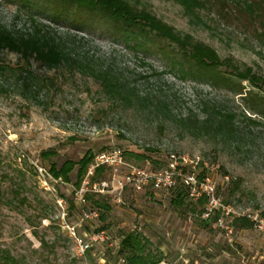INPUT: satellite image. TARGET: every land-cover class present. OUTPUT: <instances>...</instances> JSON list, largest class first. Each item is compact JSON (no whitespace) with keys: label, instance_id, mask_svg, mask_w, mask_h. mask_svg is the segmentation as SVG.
<instances>
[{"label":"rangeland","instance_id":"1","mask_svg":"<svg viewBox=\"0 0 264 264\" xmlns=\"http://www.w3.org/2000/svg\"><path fill=\"white\" fill-rule=\"evenodd\" d=\"M126 1L181 37L210 47L233 67L198 66L153 33L145 38L137 28L62 0H0V25L15 31L37 25L54 34L91 65L121 79L129 98L125 102L108 92L100 78L67 68L45 71L33 63L36 80L26 87L14 75L0 78V251L13 264H120L118 259L126 258L122 240L136 234L143 253L158 264H264V237L249 219L236 217L264 218V37L233 7L227 16L202 10L195 19L172 0ZM2 59L12 69L22 66L13 54ZM245 68L258 84L236 76ZM145 95L152 102L137 98ZM157 100L166 108L156 110ZM213 108L234 118L231 132L221 135L214 124L202 126ZM186 116L191 119L184 121ZM114 148L141 168H164L169 154L198 156L215 165L218 194L234 212L232 226L240 218L250 228L233 226L227 236L214 220L204 226L200 206L189 200L174 205L171 193L126 191L113 202L112 196L91 191L92 184L111 177L108 170L89 176L92 162L79 185L87 190L80 206L73 192L79 166L68 182L50 173L51 165L60 168ZM94 201L107 209L94 207ZM88 210H96L98 219L78 232L104 229L111 240L78 259L64 225L77 223Z\"/></svg>","mask_w":264,"mask_h":264},{"label":"trees","instance_id":"2","mask_svg":"<svg viewBox=\"0 0 264 264\" xmlns=\"http://www.w3.org/2000/svg\"><path fill=\"white\" fill-rule=\"evenodd\" d=\"M75 4L89 12L99 11L105 15L109 20L120 22L126 28H137L140 34L147 38L148 33H153L155 37H159L176 45L185 56H188L196 65L201 67H233L226 62L219 60L216 52L201 43H194L189 36L181 37L171 27L158 20L154 15L145 11L137 10L132 7L126 0H62ZM184 11V14L190 18L198 19V13L202 10L217 9L219 13L227 16L230 8H234L235 12L246 13L253 25L255 26L254 33H259L258 37H264V0H172ZM34 23V21H31ZM258 29H261L259 32ZM5 53L13 54L22 62L21 67H11L5 65L2 56ZM33 63L41 67L45 71L57 70L59 68H67L70 73H79L89 75L93 78H100L103 81L102 87L106 88L108 92L114 93L125 102L129 100L122 93L127 85L121 79L115 78L109 74L108 71L99 67L91 65L86 60L84 55H79L75 46H67L60 38L54 34L43 30L41 27L35 25L28 31H15L14 29L0 25V78H5L14 75L16 81H21V84L30 86L36 80ZM235 70H238L235 68ZM241 80H247L252 84H258L255 74L250 68L238 71L235 73ZM133 90V88H131ZM139 98L142 103L152 102L149 95ZM129 102V101H128ZM140 102V103H141ZM163 102L157 100L154 103L155 109L159 106L166 108ZM153 104V103H152ZM191 118L186 116L184 121H189ZM196 119V117H195ZM204 128L216 125V130L221 134L231 132L235 128L234 118L229 113H223L217 108H213L211 113H206L201 122ZM137 159H143L141 155H134ZM93 155L87 153L78 163L72 161L64 162L60 168L51 165L50 173L56 179H61L68 182V175L73 171L75 166H79L77 175L78 179L75 182L76 189L79 188L82 177L92 162ZM105 171L104 168H97L94 171L95 176L101 175ZM174 198L171 200L172 204L182 206L187 200L185 191L178 188L171 192ZM85 199L87 197L85 196ZM191 203V202H190ZM194 204V203H192ZM200 206L202 201L197 204ZM94 207L107 209L100 201H94ZM199 210V212H200ZM101 219H103L101 217ZM215 220V217L209 220H204L203 225L207 226L210 222ZM234 228L249 229L250 222L246 219H235L233 222ZM121 248L126 253V264H158L160 261L152 259L149 255L144 254V245L142 239L136 234L127 235L121 242ZM13 260L8 254L0 251V263L13 264Z\"/></svg>","mask_w":264,"mask_h":264},{"label":"built area","instance_id":"3","mask_svg":"<svg viewBox=\"0 0 264 264\" xmlns=\"http://www.w3.org/2000/svg\"><path fill=\"white\" fill-rule=\"evenodd\" d=\"M120 148L104 150L93 156L88 175L92 176L95 169L104 168L110 171L108 180L92 184L94 193L112 196L113 202L119 203L123 193L131 191L137 194L164 193L170 194L182 188L187 200L197 204L202 201L201 218L209 220L215 217L213 226L223 231L225 235L233 234L232 217L234 212L225 205L218 194L217 172L215 165L202 162L198 156L169 154L164 168L149 169L128 164ZM228 181V177H222ZM76 204L84 205L87 190L79 187L73 190ZM237 214L236 217L247 218L253 224L255 233L264 237V218L258 215ZM235 217V218H236ZM98 219L96 210L82 211L75 224H65V230L74 247L75 256L85 259L89 252L96 247L107 245L111 238L104 230L79 233L82 226ZM124 264V258L118 259Z\"/></svg>","mask_w":264,"mask_h":264}]
</instances>
